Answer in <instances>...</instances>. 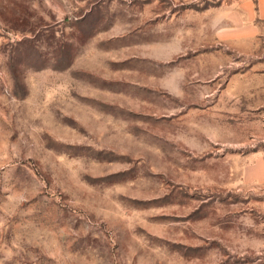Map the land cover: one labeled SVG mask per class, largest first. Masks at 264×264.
Returning <instances> with one entry per match:
<instances>
[{"label": "rangeland", "instance_id": "1", "mask_svg": "<svg viewBox=\"0 0 264 264\" xmlns=\"http://www.w3.org/2000/svg\"><path fill=\"white\" fill-rule=\"evenodd\" d=\"M223 3L0 0V264H264V34Z\"/></svg>", "mask_w": 264, "mask_h": 264}, {"label": "crops", "instance_id": "2", "mask_svg": "<svg viewBox=\"0 0 264 264\" xmlns=\"http://www.w3.org/2000/svg\"><path fill=\"white\" fill-rule=\"evenodd\" d=\"M218 25L225 37L264 34V0H225L218 9ZM260 177L261 173H257Z\"/></svg>", "mask_w": 264, "mask_h": 264}]
</instances>
